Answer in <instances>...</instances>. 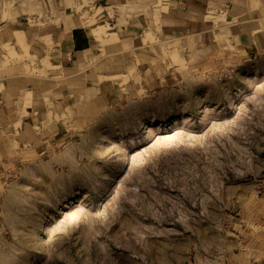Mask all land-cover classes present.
<instances>
[{
	"label": "rangeland",
	"instance_id": "obj_1",
	"mask_svg": "<svg viewBox=\"0 0 264 264\" xmlns=\"http://www.w3.org/2000/svg\"><path fill=\"white\" fill-rule=\"evenodd\" d=\"M168 1L0 0V264H264V50L205 61Z\"/></svg>",
	"mask_w": 264,
	"mask_h": 264
},
{
	"label": "crops",
	"instance_id": "obj_2",
	"mask_svg": "<svg viewBox=\"0 0 264 264\" xmlns=\"http://www.w3.org/2000/svg\"><path fill=\"white\" fill-rule=\"evenodd\" d=\"M119 2L115 0L110 4L120 5ZM167 4L170 12L160 17L162 28L179 32L174 34L176 38H182L186 45L188 42L195 47V54L205 57V61L230 57L242 59L264 50V0H169ZM158 10L161 12V8ZM61 25L64 26V23L61 22ZM86 26L78 20L67 29V46L73 54H84L96 41L91 28L87 31ZM101 26L96 25L95 28ZM129 58L133 59L132 56ZM150 76L158 80L160 75L150 72ZM244 220L261 223L264 228V218ZM258 247L254 245L253 250H260Z\"/></svg>",
	"mask_w": 264,
	"mask_h": 264
},
{
	"label": "bare ground",
	"instance_id": "obj_3",
	"mask_svg": "<svg viewBox=\"0 0 264 264\" xmlns=\"http://www.w3.org/2000/svg\"><path fill=\"white\" fill-rule=\"evenodd\" d=\"M96 29V28H95ZM95 31L93 30V33L91 32V34H92V36L95 38L96 36H97V32H95ZM98 35H99V32H98ZM96 39V38H95ZM98 39V38H97ZM174 60V59H173Z\"/></svg>",
	"mask_w": 264,
	"mask_h": 264
}]
</instances>
